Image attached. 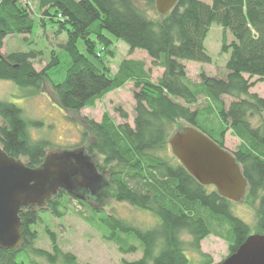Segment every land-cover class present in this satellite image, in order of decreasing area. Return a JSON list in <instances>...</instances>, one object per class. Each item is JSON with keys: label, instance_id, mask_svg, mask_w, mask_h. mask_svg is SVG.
Returning a JSON list of instances; mask_svg holds the SVG:
<instances>
[{"label": "trees", "instance_id": "16d2710c", "mask_svg": "<svg viewBox=\"0 0 264 264\" xmlns=\"http://www.w3.org/2000/svg\"><path fill=\"white\" fill-rule=\"evenodd\" d=\"M32 1L43 16L57 23L58 31H67L70 65L61 82L52 81L50 76L51 69L60 63L58 55L54 54L42 70H37L33 61L40 55L38 51L6 55L1 52L7 35L33 31ZM145 3L156 7L155 0ZM215 22L224 28L222 51L231 50L228 72L225 77H216L202 70L200 80L210 98H234L228 107L219 108L224 123L219 137H214L213 129L206 131L199 124L201 109L192 108L199 94L190 85L185 64L211 63L205 40ZM228 31L234 36L230 43ZM108 33L129 46V55L137 49L145 50L153 64L164 69L163 75L153 81L146 62L135 58H124L113 73L109 57H114L115 52ZM80 38L85 41L87 53L77 46ZM254 76L264 81V0H212V4L204 0H178L159 19L151 18L137 0H0L1 80L33 88L32 94L41 93L44 82L49 80L58 104L76 113L95 107L108 93L133 82V125L122 108L119 111L123 123H117L108 112L101 121L84 117L85 145L80 150L93 165L92 174L88 173L91 182H103L115 189L113 196L117 201L152 210L158 218L155 226L141 228L114 214L87 217L80 212L94 226L104 229L105 237L122 252L142 250L139 259L124 260V264H192L189 250L198 255L196 264H210L211 255L201 249L207 236L215 233L225 237L231 254L254 233L249 223L233 213L234 201L222 196L215 186L201 183L173 153L161 154L170 148L169 138L175 126H181L180 121L199 128L224 148L229 130L240 139L232 152L248 181L242 201L256 208V232L264 233V96L251 91ZM256 116L260 120L258 125L252 121ZM0 119L3 150L9 156L24 158L30 167L39 166L50 144L34 139L29 128L41 126L43 121L27 119L20 106L5 100H0ZM97 154L103 157V164L96 162ZM71 196L74 197L60 189L44 207L24 208L20 212L24 243L16 249L0 247V264H28L19 259L25 251L53 264H77L76 256L62 250L56 232L49 226L45 231L53 250L35 246L39 236L35 226L42 220L41 213L65 216ZM219 228L224 229L217 232ZM187 236L189 240L185 239Z\"/></svg>", "mask_w": 264, "mask_h": 264}, {"label": "rangeland", "instance_id": "374dc122", "mask_svg": "<svg viewBox=\"0 0 264 264\" xmlns=\"http://www.w3.org/2000/svg\"><path fill=\"white\" fill-rule=\"evenodd\" d=\"M204 1L212 4V0ZM137 2L151 18L159 19L161 17L156 7L147 6L145 0H137ZM31 7L35 19L33 31L27 34L13 33L7 35L1 52L6 55L15 51H38L40 55L33 61L37 70H42L56 54L60 58V63L51 69L50 76L52 81L61 82L65 79L70 65V57L66 49L67 31H58L57 23L49 19V16H43L35 1L31 2ZM51 11H54V8H51ZM109 37L112 39L111 48L115 52L114 57H109V65L113 73L118 70L124 58H136L146 62L153 81H157L163 75L164 69L155 66L152 58L148 56L145 50L137 49L130 56L128 54L129 46L123 40L117 39L111 34H109ZM223 37V26L216 22L213 23L205 40L206 48L212 58L211 63L197 61H186L185 63L187 64L190 85L199 94V100L192 105V108L201 109L198 116L199 124L206 131L213 129L214 137H219V130L224 125L219 116V108L223 105L228 107L234 98L228 95L222 96L220 100L210 98L200 80V72L204 70L212 76H226L228 72L226 66L231 57V50L222 51ZM226 37L228 43L234 39L230 31L227 32ZM77 46L81 52L87 53L84 39L80 38ZM100 50L101 45L98 44L97 51ZM103 55L109 56L107 53ZM245 76L248 77V75ZM251 81L254 83L251 91L264 96V81L259 80L256 76L252 77ZM31 89L33 88H24L12 80L0 79V100L13 102L20 106L24 110V116L27 119H40L43 121V125L32 126L29 131L34 139H44L49 142L50 147L47 149V153L64 149L80 151L82 144L85 145L84 133L87 126L83 121L84 117L101 121L104 113L108 112L117 123H123L125 120L119 111L122 108L128 113V122L133 125L135 116L133 82H128L125 86L108 93L103 99L97 101L95 107L83 108L79 113L63 109L58 104L49 80L44 82L41 93L32 94ZM252 121L254 125H258L260 122L258 116L254 117ZM179 125L181 126H175L173 133L181 131L188 124L180 121ZM239 144L240 139L229 130L225 137L226 148L232 152L236 150ZM172 153L171 148L167 152H161L163 155H171ZM96 162L103 164V157L97 154ZM103 192H105V195L102 194ZM114 193L115 189L107 187L103 182H93L90 197L85 200V204L80 203L78 197L71 196L67 204L69 209L65 216L59 217L43 211L41 213L42 220L35 226L39 231L35 246L47 251L53 250L51 239L45 231L46 226H49L56 232L58 244L62 250L76 256L77 264H124V260L139 259L142 256V250L122 252L114 241L105 237L104 229L94 226L80 213L82 212L87 217L114 214L141 228H151L157 224L158 218L152 210L117 201L113 196ZM232 211L250 224L252 232L257 231L255 207H250L242 200L235 201L232 204ZM205 215L210 217L208 212ZM222 229L224 228H219L217 232H222ZM185 239L189 240L190 237L187 236ZM201 249L211 255L213 261L210 264H219L230 255L228 240L215 233L210 234L202 241ZM188 255L194 260L192 264H196V260L199 259L198 255L190 250ZM19 259L26 260L28 264H53L47 258L36 255L31 251L22 252Z\"/></svg>", "mask_w": 264, "mask_h": 264}, {"label": "water", "instance_id": "95a60500", "mask_svg": "<svg viewBox=\"0 0 264 264\" xmlns=\"http://www.w3.org/2000/svg\"><path fill=\"white\" fill-rule=\"evenodd\" d=\"M177 2L155 0L156 9L165 15ZM169 145L201 183L215 186L222 196L234 202L243 200L248 181L233 152L191 125L174 132ZM92 171V163L81 151L47 153L39 166L30 167L23 158L9 156L0 145V247L16 249L24 243L20 217L24 208L44 207L60 189L82 200L89 199ZM219 264H264V233L250 234Z\"/></svg>", "mask_w": 264, "mask_h": 264}, {"label": "crops", "instance_id": "0c3cea01", "mask_svg": "<svg viewBox=\"0 0 264 264\" xmlns=\"http://www.w3.org/2000/svg\"><path fill=\"white\" fill-rule=\"evenodd\" d=\"M135 52H136V51H135ZM135 52H134V53H135ZM134 53H133V54H134ZM133 54H132V55H133ZM132 55H130V56H132ZM135 59H136V58H135ZM185 63H186V61H185ZM186 65H187V64H186Z\"/></svg>", "mask_w": 264, "mask_h": 264}, {"label": "flooded vegetation", "instance_id": "af4514ba", "mask_svg": "<svg viewBox=\"0 0 264 264\" xmlns=\"http://www.w3.org/2000/svg\"><path fill=\"white\" fill-rule=\"evenodd\" d=\"M86 198H88V195H86Z\"/></svg>", "mask_w": 264, "mask_h": 264}]
</instances>
